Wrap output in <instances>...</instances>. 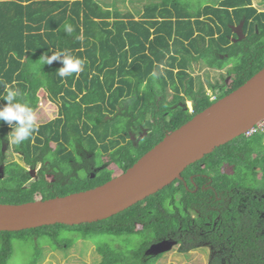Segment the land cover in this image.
<instances>
[{
    "label": "trees",
    "instance_id": "trees-1",
    "mask_svg": "<svg viewBox=\"0 0 264 264\" xmlns=\"http://www.w3.org/2000/svg\"><path fill=\"white\" fill-rule=\"evenodd\" d=\"M109 4L0 0V96L7 85L33 111L42 100L55 109L29 139L11 137L23 164L7 161L12 129L0 122V203L104 184L264 68V12L252 0H149L126 11ZM64 24L74 27L71 35ZM232 25H241L243 39H232L239 37ZM54 51L82 59L84 70L60 77L62 61L41 59ZM195 65L228 67L229 80L211 85L216 99L198 83ZM182 175L103 220L0 231V264H10L16 242L31 245L30 264H38L45 245L67 249L78 240L95 245L96 264H162L165 253L149 250L165 240L186 255L210 243V264H264V132L217 147Z\"/></svg>",
    "mask_w": 264,
    "mask_h": 264
},
{
    "label": "water",
    "instance_id": "water-1",
    "mask_svg": "<svg viewBox=\"0 0 264 264\" xmlns=\"http://www.w3.org/2000/svg\"><path fill=\"white\" fill-rule=\"evenodd\" d=\"M263 118L264 68L167 134L127 171L104 184L45 200L0 203V231L109 218L183 179L189 165L243 135Z\"/></svg>",
    "mask_w": 264,
    "mask_h": 264
},
{
    "label": "rangeland",
    "instance_id": "rangeland-1",
    "mask_svg": "<svg viewBox=\"0 0 264 264\" xmlns=\"http://www.w3.org/2000/svg\"><path fill=\"white\" fill-rule=\"evenodd\" d=\"M105 2L106 0H102ZM112 1V0H107ZM114 5L118 6L122 10H134L142 9L143 5L149 0H113ZM221 0H199L203 4L216 3ZM260 0H254V4L260 8H264V2H259ZM113 5V6H114ZM111 4L109 7L114 8ZM139 16V13H136ZM235 32L239 34L240 39L244 37L242 35V28L240 25L234 27ZM227 68L222 70L209 68L204 65H195L191 71L196 77L199 84H202L209 93H212L211 85H220L224 78L229 80L227 74ZM187 105L191 108V101L187 102ZM37 123H44L50 120L55 113L54 107L47 104L45 100L41 101L40 106L34 111ZM12 138L9 137L7 144L5 145L6 159L7 161L17 160L23 164L20 159V154L15 153L12 150ZM112 168L117 169L114 165ZM32 177L37 178V169H32ZM120 174V172H118ZM3 175V166H0V176ZM261 176V172L259 174ZM16 252L10 264H30L33 257V247L29 244L17 243L16 242ZM149 252L165 253V258L162 260V264H210V255L212 252V245L210 243L204 244L201 248L197 250H191L189 253L183 254L178 251V245L175 241L168 240L164 244H159L152 246ZM101 257L97 252L95 245L89 241L78 240L72 247L67 249H56L53 250L49 245L44 246L43 256L41 257L38 264H96L100 261ZM161 264V263H160Z\"/></svg>",
    "mask_w": 264,
    "mask_h": 264
},
{
    "label": "clouds",
    "instance_id": "clouds-1",
    "mask_svg": "<svg viewBox=\"0 0 264 264\" xmlns=\"http://www.w3.org/2000/svg\"><path fill=\"white\" fill-rule=\"evenodd\" d=\"M64 31L71 35L74 27L71 24L63 25ZM76 39L83 41L81 33ZM43 63L51 64L53 61H62L63 66L59 68V76L64 78L73 73L79 74L84 70V61L73 57L67 51H54L51 56L45 53L41 56ZM155 76L156 73H153ZM5 93L0 96L7 103L0 106V122H6L11 127L8 136L12 137L15 143L20 144L39 129L37 118L32 108L22 102V93L19 89L5 85Z\"/></svg>",
    "mask_w": 264,
    "mask_h": 264
},
{
    "label": "built area",
    "instance_id": "built-area-1",
    "mask_svg": "<svg viewBox=\"0 0 264 264\" xmlns=\"http://www.w3.org/2000/svg\"><path fill=\"white\" fill-rule=\"evenodd\" d=\"M257 132H264V118L261 119L256 125L248 129L244 134L246 136H251Z\"/></svg>",
    "mask_w": 264,
    "mask_h": 264
},
{
    "label": "flooded vegetation",
    "instance_id": "flooded-vegetation-1",
    "mask_svg": "<svg viewBox=\"0 0 264 264\" xmlns=\"http://www.w3.org/2000/svg\"><path fill=\"white\" fill-rule=\"evenodd\" d=\"M259 2H261V0L259 1ZM262 2H264V0H262ZM252 6H254L259 12H264V8H260L259 6H256L255 4H254V0H252ZM236 26H238V25H232V29H234V27H236ZM241 26V25H240ZM234 31V30H233ZM235 32V31H234ZM241 32H242V35H244V33H243V31L241 30ZM236 34H238L237 32H235ZM238 36H239V34H238ZM245 36V35H244ZM244 38V37H243ZM243 38H241V39H243ZM234 41H237V40H239L240 39V37H238V38H232ZM227 80V79H226ZM211 94V98L212 99H216V95L214 94V93H210ZM188 102V101H187ZM192 103V102H191ZM189 107V106H188ZM190 108V107H189ZM191 110H192V107L190 108ZM37 169V168H36ZM32 169H30V171H31ZM32 173V172H31ZM206 244V243H205ZM212 253V252H211Z\"/></svg>",
    "mask_w": 264,
    "mask_h": 264
}]
</instances>
